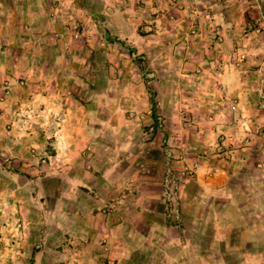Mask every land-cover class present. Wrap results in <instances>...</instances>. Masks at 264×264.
<instances>
[{
	"label": "rangeland",
	"instance_id": "rangeland-1",
	"mask_svg": "<svg viewBox=\"0 0 264 264\" xmlns=\"http://www.w3.org/2000/svg\"><path fill=\"white\" fill-rule=\"evenodd\" d=\"M0 264H264V0H0Z\"/></svg>",
	"mask_w": 264,
	"mask_h": 264
},
{
	"label": "crops",
	"instance_id": "crops-1",
	"mask_svg": "<svg viewBox=\"0 0 264 264\" xmlns=\"http://www.w3.org/2000/svg\"><path fill=\"white\" fill-rule=\"evenodd\" d=\"M108 231L110 232V230H108ZM90 248H92V247H90ZM93 248H97V249H95V250H99V249L101 250L102 247H101V248H100V247H93ZM95 252H96V251H95Z\"/></svg>",
	"mask_w": 264,
	"mask_h": 264
}]
</instances>
